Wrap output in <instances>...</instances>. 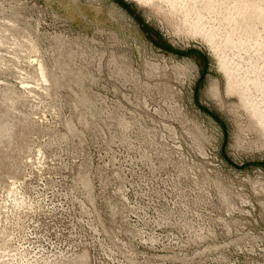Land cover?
Wrapping results in <instances>:
<instances>
[{
	"label": "rangeland",
	"instance_id": "374dc122",
	"mask_svg": "<svg viewBox=\"0 0 264 264\" xmlns=\"http://www.w3.org/2000/svg\"><path fill=\"white\" fill-rule=\"evenodd\" d=\"M165 1L0 0V264H264V121Z\"/></svg>",
	"mask_w": 264,
	"mask_h": 264
},
{
	"label": "bare ground",
	"instance_id": "6f19581e",
	"mask_svg": "<svg viewBox=\"0 0 264 264\" xmlns=\"http://www.w3.org/2000/svg\"><path fill=\"white\" fill-rule=\"evenodd\" d=\"M147 1L149 2L150 0H147ZM166 1H168V2L170 1V5L172 4L174 6L180 4L183 7L182 11L184 12V14L183 13L182 14L185 16L183 18H186V19L189 18V20H190L192 18V16H193V19L195 17L197 22H195V26L193 24H192V26H194L196 31H198L199 33L203 32L202 36H205L208 38L207 43H209V46H211V48L213 49V50L212 49L211 50L214 51L212 53H215V55L219 59V64H220L219 69L223 73V75H225L224 77H226V80H227V85H226L227 95L238 94L240 96V99L242 101H246V104L249 107H251L252 110H254V112L256 114V115L255 114L254 115L264 121V113L262 112L263 114L260 115L261 111L259 110V103L255 102L257 100V99L255 100V98L257 96L260 97V96H263V94H264V79H262V77L260 75V74H263V72H260V71L255 72V71H253L254 70L253 69L252 70L253 76L251 75L252 76L251 79L248 78V76L239 78L240 69L237 70L238 67L240 66V65H238L239 62L237 61L238 63L236 62V64L234 62H231L230 63L231 66H229L228 65L229 62L224 57L223 53L218 51V49H217L218 47L216 46V43L219 41L220 37H222L224 40H228L227 42H230L229 44L234 46L233 48L239 49V51H242L240 49L244 50L246 47L247 48L251 47L252 49L254 48L256 51L257 50L264 51V37L262 38L261 35L256 31L253 32L254 30L259 29V28L253 29V26L258 24V26L259 25L261 26V28L263 30V34H264V0H166ZM174 10H176V8ZM200 10L204 11L208 15L209 14H215L216 18L219 19L218 25H220V28L225 27V26L230 27L229 28L230 32L229 33L227 32L225 34L222 33L224 35H222L221 32H219L220 33V36H219V33H218L219 30L217 29L218 31L216 32V34L213 33V35H210L211 34V32H210L211 28L210 27L211 26L206 27L207 24L202 23V15H199V17L196 16V15H198L197 13H200ZM186 19H185V21H186ZM193 19H191L192 20L191 22H193ZM188 26H189V24H188ZM199 27H202L203 31L199 30L200 29ZM191 30H193V28ZM262 30H260V31H262ZM198 32H196V34ZM208 32H210V34ZM191 33H193V32L191 31ZM193 35H194V33H193ZM199 35H201V34H199ZM202 36H200V37H202ZM216 38L218 39V41L215 43ZM202 39H204V38L202 37ZM219 46H220V44H219ZM237 52H238V50H237ZM238 58H240V57H238ZM252 66H254V64ZM252 66H251V68H252ZM255 67L256 66H254V68ZM256 68L259 69L260 67L257 66ZM248 69H250V68H248ZM262 70L264 71L263 67H262ZM247 72H248L247 75L250 74L249 73L250 71L247 70ZM259 72H260V74H259ZM251 86L254 87V89H256L255 93H258V95H256L255 98L250 97L251 93H252L249 91L251 89ZM209 91L213 97H215L217 100H219L220 94H219V87L217 85L212 84L209 88ZM252 96H253V94H252ZM263 98H264V96H263ZM262 100H264V99H262ZM260 101H261V99H260Z\"/></svg>",
	"mask_w": 264,
	"mask_h": 264
}]
</instances>
